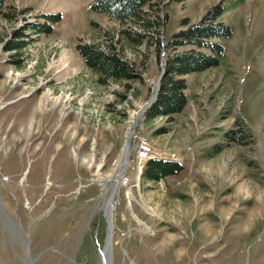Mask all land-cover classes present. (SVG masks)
<instances>
[{"label":"rangeland","instance_id":"obj_1","mask_svg":"<svg viewBox=\"0 0 264 264\" xmlns=\"http://www.w3.org/2000/svg\"><path fill=\"white\" fill-rule=\"evenodd\" d=\"M93 1L3 2L0 264H102L111 181L98 178L113 175L131 128L129 180L111 199V264H264V0H157L159 32L137 46L121 40L128 25L92 11ZM219 2L218 21L232 29L221 64L185 76L187 101L171 120L146 119L147 108L133 123L181 20L197 23ZM40 24L50 33H37ZM18 29L28 43L15 64L3 45ZM106 41L140 80L95 81L76 45ZM238 125L248 142L226 144ZM139 136L183 170L143 180L131 168Z\"/></svg>","mask_w":264,"mask_h":264},{"label":"trees","instance_id":"obj_2","mask_svg":"<svg viewBox=\"0 0 264 264\" xmlns=\"http://www.w3.org/2000/svg\"><path fill=\"white\" fill-rule=\"evenodd\" d=\"M3 2L4 0H0V15L9 19L11 14L2 11ZM222 3L212 6L197 23H190L188 18H183L180 22L181 29L173 33L163 46L165 54L163 72L155 100L146 111V119L165 117L171 120L174 114L183 110L187 101L185 76L216 68L221 64L224 54L222 41L231 38L232 35L231 27L218 21L224 11ZM157 4V0H94L90 8L92 11L108 14L123 25H128V29L121 31V40L137 46L144 41L150 43L153 34L159 32ZM50 31V27L42 24L36 29L37 33H50ZM12 33L13 38L4 43L3 49L13 52L10 61L18 64L19 58L13 56L21 55V50L26 47L28 39L20 29L13 30ZM155 45L159 49L160 42L157 38ZM76 51L82 57L86 68L95 75L98 84L104 85L112 81L126 85L129 80L141 79L140 69L125 58L123 49L119 45H114L111 41H106L105 44H77ZM238 126L224 133L226 144L248 142L246 137L249 135L242 126ZM213 148L212 153H217L221 151L223 145L216 144ZM182 170L183 165L177 160L150 159L143 167L141 178L157 182L168 176L177 175Z\"/></svg>","mask_w":264,"mask_h":264},{"label":"bare ground","instance_id":"obj_3","mask_svg":"<svg viewBox=\"0 0 264 264\" xmlns=\"http://www.w3.org/2000/svg\"><path fill=\"white\" fill-rule=\"evenodd\" d=\"M156 87V86H155ZM48 90V89H47ZM155 92V90H154ZM44 95L47 96L48 99H50V93L47 91L45 92L43 95H42V98L44 97ZM154 95V93H153ZM153 97V96H152ZM151 97V98H152ZM55 101H57L59 98L58 96L56 98H54ZM46 100V99H45ZM53 100V99H52ZM40 102V101H39ZM41 104V102H40ZM144 112V107L141 108L140 110H138L136 112V118L133 119V123H135L137 117L139 118V116L141 115V113ZM69 124V123H68ZM134 126V124H133ZM75 129V128H74ZM132 133H133V128H131L128 133H127V136H126V143H125V146L122 150V153L119 157V160L118 162L116 163V166H115V169H114V172H113V175H109V176H100L99 181L102 183V182H105L107 180H110L111 181V187H110V193L107 197V199L105 200V203H104V210H105V215L107 216L108 220L110 219V222H111V218H112V209H113V206H111V199L113 197V194H114V191H115V187H116V184L117 182L120 180V177H121V174L124 172V169L126 167V164H127V157H128V154H129V141H130V138L132 137ZM72 134V133H71ZM153 212V211H152ZM159 216L158 212H157V217ZM174 220V219H173ZM112 223V222H111ZM112 231V228L110 229ZM112 233V232H111ZM109 245V246H108ZM108 245L105 246L104 250L101 251L100 253V257H101V262L102 260L104 259L107 263H109V258H110V242L108 243Z\"/></svg>","mask_w":264,"mask_h":264},{"label":"built area","instance_id":"obj_4","mask_svg":"<svg viewBox=\"0 0 264 264\" xmlns=\"http://www.w3.org/2000/svg\"><path fill=\"white\" fill-rule=\"evenodd\" d=\"M155 150L152 142L143 136H139L135 144V155L131 161V168L137 172L139 176L142 173L145 163L150 159L165 158ZM120 183L125 185L129 178L126 175L121 176Z\"/></svg>","mask_w":264,"mask_h":264},{"label":"water","instance_id":"obj_5","mask_svg":"<svg viewBox=\"0 0 264 264\" xmlns=\"http://www.w3.org/2000/svg\"><path fill=\"white\" fill-rule=\"evenodd\" d=\"M162 67H163V63H162ZM162 72H163V68L161 69V72H160V75L155 83V92H154V95L152 98H150V100L148 101V103L146 104V106H144V111L145 109L149 108L150 105L154 102L155 100V97H156V94H157V91H158V87H159V81H160V78L162 76ZM105 215V214H104ZM105 222H106V227H105V239H104V247L103 249H100L99 250V253H101V251L104 250L105 246L108 245V243L110 242V238H111V228H112V224L110 222V219L108 220L107 216L105 215ZM109 246V245H108ZM109 263H107L104 259L102 260V264H111V255H110V258H109Z\"/></svg>","mask_w":264,"mask_h":264},{"label":"crops","instance_id":"obj_6","mask_svg":"<svg viewBox=\"0 0 264 264\" xmlns=\"http://www.w3.org/2000/svg\"><path fill=\"white\" fill-rule=\"evenodd\" d=\"M170 158V157H169ZM173 158V157H172Z\"/></svg>","mask_w":264,"mask_h":264}]
</instances>
